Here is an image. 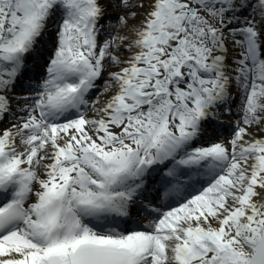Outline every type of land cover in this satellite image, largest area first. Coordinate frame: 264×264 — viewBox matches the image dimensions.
I'll return each mask as SVG.
<instances>
[{"label":"snow or ice","instance_id":"obj_1","mask_svg":"<svg viewBox=\"0 0 264 264\" xmlns=\"http://www.w3.org/2000/svg\"><path fill=\"white\" fill-rule=\"evenodd\" d=\"M0 264H264V0H0Z\"/></svg>","mask_w":264,"mask_h":264},{"label":"bare ground","instance_id":"obj_2","mask_svg":"<svg viewBox=\"0 0 264 264\" xmlns=\"http://www.w3.org/2000/svg\"><path fill=\"white\" fill-rule=\"evenodd\" d=\"M220 131H221V130L218 129V130L216 131V133L219 134Z\"/></svg>","mask_w":264,"mask_h":264}]
</instances>
